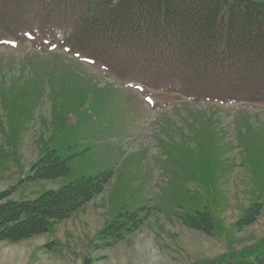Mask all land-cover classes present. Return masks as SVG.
I'll return each mask as SVG.
<instances>
[{"label":"rangeland","instance_id":"rangeland-1","mask_svg":"<svg viewBox=\"0 0 264 264\" xmlns=\"http://www.w3.org/2000/svg\"><path fill=\"white\" fill-rule=\"evenodd\" d=\"M56 38H0V206L112 175L47 230L0 232V264H238L264 252V101L151 88ZM48 154L67 172L19 183ZM250 207L256 222L240 226Z\"/></svg>","mask_w":264,"mask_h":264},{"label":"trees","instance_id":"trees-1","mask_svg":"<svg viewBox=\"0 0 264 264\" xmlns=\"http://www.w3.org/2000/svg\"><path fill=\"white\" fill-rule=\"evenodd\" d=\"M57 32L71 47L77 42L84 46L78 48L84 56L102 57L107 66L114 63L128 79L178 87L202 99L264 101L262 2L0 0V38L20 40L27 34L54 43ZM67 170L64 161L48 154L19 183L53 178ZM111 175L106 171L79 177L33 199L6 202L0 206V224H5L1 234L14 239L47 230L102 192ZM257 215L258 209L248 208L240 226ZM238 264H264V252Z\"/></svg>","mask_w":264,"mask_h":264},{"label":"crops","instance_id":"crops-1","mask_svg":"<svg viewBox=\"0 0 264 264\" xmlns=\"http://www.w3.org/2000/svg\"><path fill=\"white\" fill-rule=\"evenodd\" d=\"M33 198H34V197H33ZM256 219H257V218H256ZM256 219L253 221L254 223L256 222ZM253 222H252V223H253ZM184 225H185V224H184ZM186 226H187V225H186Z\"/></svg>","mask_w":264,"mask_h":264}]
</instances>
